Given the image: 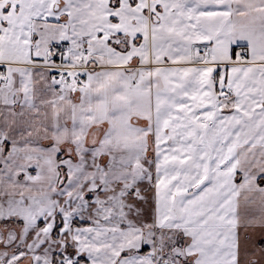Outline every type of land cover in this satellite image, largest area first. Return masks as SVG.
Instances as JSON below:
<instances>
[{
  "label": "snow or ice",
  "instance_id": "1",
  "mask_svg": "<svg viewBox=\"0 0 264 264\" xmlns=\"http://www.w3.org/2000/svg\"><path fill=\"white\" fill-rule=\"evenodd\" d=\"M0 264H264V0H0Z\"/></svg>",
  "mask_w": 264,
  "mask_h": 264
}]
</instances>
